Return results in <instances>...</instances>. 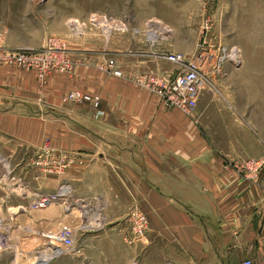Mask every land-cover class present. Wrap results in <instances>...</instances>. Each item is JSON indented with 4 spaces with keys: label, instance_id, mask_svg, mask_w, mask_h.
Listing matches in <instances>:
<instances>
[{
    "label": "crops",
    "instance_id": "obj_1",
    "mask_svg": "<svg viewBox=\"0 0 264 264\" xmlns=\"http://www.w3.org/2000/svg\"><path fill=\"white\" fill-rule=\"evenodd\" d=\"M87 62L78 80L48 81L42 100L31 75L0 67V157L17 163L14 176L26 186L0 183V220H29L32 230L68 226L77 207L85 240H98L128 234L127 218L138 210L148 222L143 264H264L262 86L248 72L213 75L187 117L147 76L118 79ZM73 89L97 96L98 114L62 104ZM45 136L71 153L60 177L21 164L34 161ZM61 187L65 203L29 210L37 195Z\"/></svg>",
    "mask_w": 264,
    "mask_h": 264
},
{
    "label": "rangeland",
    "instance_id": "obj_2",
    "mask_svg": "<svg viewBox=\"0 0 264 264\" xmlns=\"http://www.w3.org/2000/svg\"><path fill=\"white\" fill-rule=\"evenodd\" d=\"M105 26L111 27L108 36ZM152 31L157 35L154 41L149 36ZM201 51L225 58L221 72L215 75L239 70L253 76L258 88L262 86L264 103V0H0V53L3 59L10 58V62L1 58L0 67L31 75L40 100L48 81L78 80L77 71L86 68L90 60L95 62L91 68L113 77L107 64L115 61L121 73L115 77L118 79L133 74L141 79L147 76L145 80L150 75L172 79L179 65L168 61L170 54L194 59ZM235 53L238 61L232 59ZM95 58L102 59L101 66ZM19 59L26 61V67L16 64ZM74 91L84 93L80 89L67 91L61 97L62 104L88 105L98 114L100 104L95 109L90 103L76 102L69 98ZM52 143L45 136L33 153L34 161L21 164L33 166L45 177L62 176V157L71 153L57 147L54 150ZM3 160L0 157V183L8 179L14 191L26 187L24 179L14 176L17 163ZM71 212L70 225L42 226L39 230L30 229L29 220L22 225L13 219L9 225L0 220V232L8 240L0 251V264H32L42 253L57 247L50 246L48 235L63 229L74 238L75 252L60 254L47 264L144 263V237L130 236L129 224L128 234L112 236L108 231L98 240H85L82 229L86 217L77 207Z\"/></svg>",
    "mask_w": 264,
    "mask_h": 264
},
{
    "label": "built area",
    "instance_id": "obj_3",
    "mask_svg": "<svg viewBox=\"0 0 264 264\" xmlns=\"http://www.w3.org/2000/svg\"><path fill=\"white\" fill-rule=\"evenodd\" d=\"M4 54L0 53V59H3ZM168 61L179 65L178 73L171 80H158L153 77H148L147 82L151 83L152 90L164 99L167 105L174 107L181 111L188 117L191 116L192 111L197 108L198 99L208 83L210 77L221 72V67L225 61L224 57H218L214 54L207 55L204 51H201L194 59L185 58L182 55L170 54L167 57ZM231 59V58H230ZM4 61L10 62V58L6 57ZM17 65L26 67V61L19 59L16 62ZM108 70L112 71L115 77H121V73L116 70L115 61L111 60L107 64ZM69 98L79 103H90L97 109L100 100L97 97L87 95L80 91H74L70 93ZM70 155H64L62 157L63 170L70 164ZM258 163H250L251 168H255ZM51 167L55 168L54 163H51ZM52 173V171H49ZM62 172L59 169V173ZM69 198V191L66 188H60L54 193L47 195H37L36 198L30 204V209H46L49 206L67 201ZM128 224L130 226V234L133 238L139 239L144 237L147 229L148 222L140 211H134L128 218ZM1 225V222H0ZM50 245H56L59 253L65 254L75 252L74 238L71 233L63 229L57 234L48 235ZM7 237L0 232V251L7 246ZM244 264H252L251 262H245Z\"/></svg>",
    "mask_w": 264,
    "mask_h": 264
},
{
    "label": "bare ground",
    "instance_id": "obj_4",
    "mask_svg": "<svg viewBox=\"0 0 264 264\" xmlns=\"http://www.w3.org/2000/svg\"><path fill=\"white\" fill-rule=\"evenodd\" d=\"M161 30L163 31V28L160 29V31ZM110 31H111V27L105 26V32H106L107 36L110 34ZM149 36H150L151 41H154L157 38V35H156V32L155 31L150 32ZM234 56H235V58L232 57V59L235 60V61H238V53H235ZM49 250H50V253H47V252L42 253V255L40 256V258L39 259H34V261L32 262V264H47L53 258H55L57 256V254L59 253V250L55 246H53ZM29 264H31V263H29Z\"/></svg>",
    "mask_w": 264,
    "mask_h": 264
}]
</instances>
